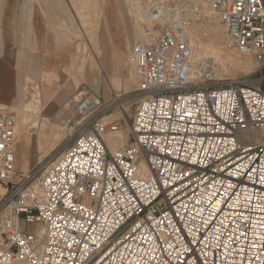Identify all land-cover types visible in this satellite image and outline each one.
Masks as SVG:
<instances>
[{"label": "built area", "instance_id": "built-area-1", "mask_svg": "<svg viewBox=\"0 0 264 264\" xmlns=\"http://www.w3.org/2000/svg\"><path fill=\"white\" fill-rule=\"evenodd\" d=\"M148 1L126 145L109 148L119 124L80 87L56 115L60 151L15 182L16 116L0 107V264H264V79L212 83L208 64L191 79V21ZM208 2L264 68V0Z\"/></svg>", "mask_w": 264, "mask_h": 264}, {"label": "crops", "instance_id": "crops-1", "mask_svg": "<svg viewBox=\"0 0 264 264\" xmlns=\"http://www.w3.org/2000/svg\"><path fill=\"white\" fill-rule=\"evenodd\" d=\"M118 3L111 1L113 15ZM106 4V0H0V107L16 116L15 182L32 173L60 145L62 139L55 141V116L80 87L100 100L94 116L106 114L116 97L126 95L134 32L132 25L123 27L118 20L110 24ZM72 36H88L99 59H91L86 46L70 40ZM29 90L40 99L35 129L33 123L20 122ZM7 215L5 210L0 219Z\"/></svg>", "mask_w": 264, "mask_h": 264}, {"label": "bare ground", "instance_id": "bare-ground-1", "mask_svg": "<svg viewBox=\"0 0 264 264\" xmlns=\"http://www.w3.org/2000/svg\"><path fill=\"white\" fill-rule=\"evenodd\" d=\"M147 0H124L125 3L130 5V15L135 20V30L136 33L134 35L140 37L142 34V27L145 24H148L146 12L148 10V3ZM191 7L185 9L184 17L191 21V27L187 31V35L191 45V79H200L202 77V70L205 68L206 61H202L203 59H208L211 62L220 63L222 61H226L230 65H237L241 67L245 71H249L254 65H256L255 59H253L252 55H242L229 49L226 50L224 46H226L227 33L224 25L218 20V18L212 12L208 0H190ZM128 6V5H127ZM144 7H147L144 10ZM182 10V9H181ZM223 30L225 35H223ZM226 36V38H225ZM129 54V53H128ZM130 63L131 59L129 58ZM202 61V62H201ZM201 69H198L199 63ZM225 66V65H224ZM211 69V68H210ZM224 72H227V69L224 67ZM200 71V72H199ZM214 75L213 69L210 70ZM199 73V74H198ZM131 77L133 81L135 80L133 74V68L130 70ZM132 81L129 80V83ZM136 84V80H135ZM28 92L33 93V90H29ZM73 100V99H72ZM77 100V98L75 99ZM39 103L40 99L38 100L34 96L27 99L25 102L24 108L20 112V122H26L30 114H34V121L32 125V129H35L37 125L38 119V111L35 110L36 106L34 103ZM71 109V102L65 106L64 111L61 114H57L59 116H64L68 114ZM55 116V120L57 123L60 122L57 120L58 118ZM16 122V121H15ZM57 132L55 134V141H59L64 137V132L62 131L61 125L56 126ZM55 130V129H54ZM127 135L124 134L122 131H119L115 134H109L106 136V140L108 142V146L111 150H114L117 146L124 145L126 141ZM15 148V142H14ZM143 165V164H141ZM17 177H15L16 179ZM38 180L31 183V188L35 191L38 190ZM3 191L0 189V193ZM41 230L39 234H41ZM11 264H27L25 262L15 261Z\"/></svg>", "mask_w": 264, "mask_h": 264}, {"label": "rangeland", "instance_id": "rangeland-1", "mask_svg": "<svg viewBox=\"0 0 264 264\" xmlns=\"http://www.w3.org/2000/svg\"><path fill=\"white\" fill-rule=\"evenodd\" d=\"M111 1L112 0H106L107 4L105 5L106 6V13H107L106 16L109 18V23L113 24V21L118 20L119 22H121V25L123 27H127V26L129 27L132 25V29H133V32L135 34L136 33L135 20L130 15V12H129L130 11V5L125 3L124 0H117L119 2L117 5L118 11L115 15H113V13H112L113 5L111 4ZM160 1H162V0H160ZM164 1L168 2L167 3L168 5L176 7L177 10H179L181 12V15L183 17L185 14V9L190 8L191 4H192L190 2V0H164ZM146 8L147 7H144V10H146ZM81 22H82V24H86V23L89 24L90 21L81 20ZM145 25H148V24H145ZM83 27L85 28L86 26H83ZM90 28H91V26H89V29ZM88 30H87V32H88ZM222 33H223V35H225L224 30ZM136 38H138V36L133 35L130 38L131 42ZM225 38H226V36H225ZM124 39H125V37H124V33H123L122 36H120L119 40L123 42ZM70 40L75 41L77 44L83 43L86 46V48L88 50L87 54L89 55V57L91 59L93 56L94 57L97 56L96 55V48L92 42H89L88 36L87 37L86 36L85 37L72 36V37H70ZM227 44L228 43L226 41V46H224L226 48V50L227 49H228V51H229V49L232 50ZM98 59H99V57H98ZM202 61H206L208 66L211 69H213L215 77H213L214 81L212 83L224 84V83H227L230 81L247 80V81H249V83L252 86L256 87V86H259L260 81L262 79H264V68L259 67V65H257V63L249 71H245L241 67H239L237 65H234V66L230 65L226 61H222L220 63L211 62V61H208V59H203ZM201 62L198 65V69H201V67H200ZM224 67L227 69V72H228L227 74H226V72H224V69H223ZM130 68H133V64H130ZM129 78H130L129 80L132 79V81L130 82V87L128 88V90H126V92H127L126 95L116 97V101H115L114 105L111 107V110L108 111L106 114H104L105 116H108L109 120H116L117 123L119 124L120 131H122L124 134H126L127 131L129 130L131 119H132L133 114L135 112L136 103L138 101V98H137L138 96L133 91L136 87L135 80L133 81V78L131 77V75ZM79 90H80V88L78 89V91ZM31 96H34L35 98H37L39 100L38 93L36 91L34 93H30V92L27 93V99L31 98ZM34 105L36 106L35 110L38 111V113H39L40 102L39 103L35 102ZM73 106L74 105H72V108H73ZM33 121H34V114L32 113L28 117V120H26L25 125L28 126V125H30V123H33ZM58 125H60V124L58 123ZM56 131H57V129H56ZM62 144L63 143H61L57 147L58 149L54 150L53 152H56V153L59 152L60 146ZM124 145H126V142L124 143ZM37 180L38 179L36 178V180H34V181H37Z\"/></svg>", "mask_w": 264, "mask_h": 264}]
</instances>
